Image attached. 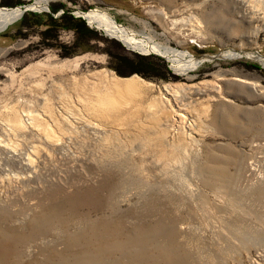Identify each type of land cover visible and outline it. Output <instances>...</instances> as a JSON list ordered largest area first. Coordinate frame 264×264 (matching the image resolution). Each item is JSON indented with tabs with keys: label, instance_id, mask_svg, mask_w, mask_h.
Returning a JSON list of instances; mask_svg holds the SVG:
<instances>
[{
	"label": "rangeland",
	"instance_id": "rangeland-1",
	"mask_svg": "<svg viewBox=\"0 0 264 264\" xmlns=\"http://www.w3.org/2000/svg\"><path fill=\"white\" fill-rule=\"evenodd\" d=\"M51 7L53 17L84 19L93 36L74 46V32L61 29L45 42V25L13 36L24 13L44 19ZM26 9L0 29V209L10 213L0 227L14 251L0 264H72L78 254L88 260L85 249L98 254L89 264H264V0ZM92 10L207 58L177 73L90 24ZM118 55L160 59L167 78L129 73ZM32 148V181L11 184L26 175L19 162ZM115 242L122 250L100 249Z\"/></svg>",
	"mask_w": 264,
	"mask_h": 264
},
{
	"label": "bare ground",
	"instance_id": "bare-ground-1",
	"mask_svg": "<svg viewBox=\"0 0 264 264\" xmlns=\"http://www.w3.org/2000/svg\"><path fill=\"white\" fill-rule=\"evenodd\" d=\"M47 3H48V0H34V2H32L31 4L25 5V6L18 5L15 8H8V7L0 8V29L8 25L13 20H15L22 13L24 9L26 8L46 9ZM20 6H24V7H20ZM62 12L63 11H61V13ZM84 15L88 19L90 24H94L96 27L103 29L108 35L120 39L129 49H133V50L139 49L140 51H143L144 53H156L168 59L169 61H171V67L177 73H183V72L189 71L195 68L200 63L201 60H204L207 58V57L196 58V57H193L192 55H189L185 51H180L178 49L171 48L169 46H165L163 44L155 42L147 34L138 33L134 30H131L129 28H125V27H122L116 24L111 18H109L106 14L102 12L92 10ZM232 54H233L232 51L225 52L224 56H230ZM258 59H263V57H260ZM124 83H125L124 85H129V87L131 86L133 88L132 85L134 84V82L132 80L125 81ZM22 115L26 117L25 119H23V121H27V123L31 122V113L26 112V113H23ZM23 121L21 122L23 123ZM11 128L13 130H19L18 128H20V124H18V127L17 125H11ZM53 141H50V140L48 141V144L50 147H56L57 143ZM3 148H6V147L3 146ZM36 151H37L36 148L34 149L32 148L29 152L25 154V157L23 158V160L19 162L21 166L23 167V170L26 172V175L24 176L12 175L9 179L10 183L14 182L15 184H17V183H24L27 180L32 181L31 179L32 175L30 174H33L35 171L33 170V167H35L33 164L35 163V161H37V158H38V153ZM7 208L8 207H5V208L2 207L0 209V213L1 215H4V219H7L8 217H10V213L7 210ZM98 226L96 227L98 228ZM96 227H94V230L96 229ZM8 232H9V229H4L0 227V259L1 260L4 259L8 255H13L14 253L12 249H9L3 246L2 244L3 241H7L6 239L9 236ZM73 242H75L74 237L72 239V244ZM100 249L107 251V252L112 251L114 249L122 250L121 242L120 243L119 242L108 243L107 247L103 246V247H100ZM89 251H90L89 249L88 250L85 249L84 251H82L83 256H86L89 261L85 260L81 256V254H78L73 257L72 264H89V262H91L92 260L95 261V259L98 257V254H90ZM135 256L136 255H134L133 258Z\"/></svg>",
	"mask_w": 264,
	"mask_h": 264
},
{
	"label": "trees",
	"instance_id": "trees-1",
	"mask_svg": "<svg viewBox=\"0 0 264 264\" xmlns=\"http://www.w3.org/2000/svg\"><path fill=\"white\" fill-rule=\"evenodd\" d=\"M21 1L19 0H0V6L13 7L14 5H20ZM57 9L51 7L50 13H43L45 18L40 19L38 15L33 13H24L17 23V28L15 29L13 36H21V32L23 30H31L33 31L36 26L45 25L46 29L44 32L43 40L47 41H56L57 34L59 30H71L74 32L76 37V43L79 42V39L82 41L93 36L94 31L89 28L84 19L81 17L73 16L68 10H64L58 17H53L51 13H54ZM49 47H57L59 46L61 50H63L64 55H68L67 51L69 48L64 45H57L55 43H47ZM116 59L120 61V64L127 66L129 69V73H138L140 76L146 79H166V65L160 61V59L156 60L151 56H138L134 55V57L130 58L124 55L116 56ZM116 73L123 75L125 72L120 71L117 68H114Z\"/></svg>",
	"mask_w": 264,
	"mask_h": 264
}]
</instances>
